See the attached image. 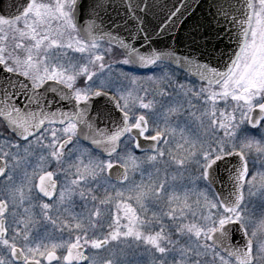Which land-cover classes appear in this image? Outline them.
I'll list each match as a JSON object with an SVG mask.
<instances>
[{
  "label": "snow or ice",
  "instance_id": "obj_1",
  "mask_svg": "<svg viewBox=\"0 0 264 264\" xmlns=\"http://www.w3.org/2000/svg\"><path fill=\"white\" fill-rule=\"evenodd\" d=\"M0 264H264V0H0Z\"/></svg>",
  "mask_w": 264,
  "mask_h": 264
}]
</instances>
